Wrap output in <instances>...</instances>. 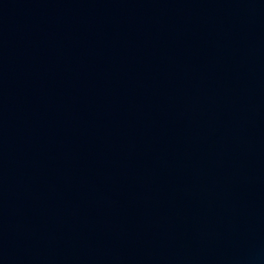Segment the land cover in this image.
I'll use <instances>...</instances> for the list:
<instances>
[{
  "label": "water",
  "instance_id": "obj_1",
  "mask_svg": "<svg viewBox=\"0 0 264 264\" xmlns=\"http://www.w3.org/2000/svg\"><path fill=\"white\" fill-rule=\"evenodd\" d=\"M0 264H264V0H0Z\"/></svg>",
  "mask_w": 264,
  "mask_h": 264
}]
</instances>
